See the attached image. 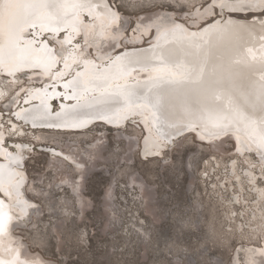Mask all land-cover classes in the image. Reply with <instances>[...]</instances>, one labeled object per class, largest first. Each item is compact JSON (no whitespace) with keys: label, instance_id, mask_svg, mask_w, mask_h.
<instances>
[{"label":"bare ground","instance_id":"6f19581e","mask_svg":"<svg viewBox=\"0 0 264 264\" xmlns=\"http://www.w3.org/2000/svg\"><path fill=\"white\" fill-rule=\"evenodd\" d=\"M259 1L249 0L250 3L258 5L250 10L251 15L249 12L237 9L232 11L229 20L228 15L224 17V13L228 14L229 9L225 8L221 13L220 5L235 3L236 0H182L181 3L188 7L180 13V16L185 15V19L178 17L176 11L163 7L155 8V11L151 12L152 19L147 15L149 20L143 18L139 22V18H136L138 25L149 21L148 27L143 30L145 27L138 26L139 28L136 27L135 31L128 35L125 32L127 22L120 14L112 17L102 11L95 20L84 22L83 15L91 12L92 9L90 4L81 3L80 0H30L29 3H24V0H0V75L6 73L9 76L7 79H12L15 75L19 76L24 68H40L28 72L26 80L28 82L24 83L20 92H12L7 100L8 107L17 114H21L23 109L31 110V114L47 110L50 113L49 121L70 125L77 116H95L100 111H107L103 105L115 98L118 87H127L130 92L138 94L133 99L139 103L133 105V108H139L140 103L146 102L147 95L151 91L154 101L159 99L160 111L156 113L151 108L148 109V115L151 117L150 126H146L144 115L131 112L128 117L143 131L139 146L144 156L158 159L163 150L168 148L167 142L189 133L195 134L197 141L209 144L211 140L224 134H216L217 127L213 122L207 121L205 108L207 105L218 103L215 100L217 95L223 98L225 105L228 103V88L231 84L229 83L228 87L224 85L228 82L229 76L234 75L238 80L243 77L247 86L258 85L260 81L259 69L264 65V39H262L264 16L257 18V14L260 8H264V0L262 3ZM208 4L209 6L206 7ZM214 5L217 7L215 14ZM194 11L197 16L191 18L186 16ZM21 17H24V23L17 24L16 21ZM29 23L38 24V36H45L50 42L51 47L46 51L53 59L42 62L37 58L38 50L33 49L31 41L24 38ZM177 24L183 31L174 30ZM132 27L134 28L133 25ZM223 28L228 30L217 31ZM58 34L59 39H57ZM144 36L146 38H143ZM70 39L73 41L71 44L68 43ZM38 48L43 49L44 44L38 41ZM170 52L173 56L169 64L168 79L149 83L148 78L155 75L151 69L159 64L161 54L167 55ZM39 54L47 59L45 52L41 51ZM119 66H123L124 71L118 70ZM62 77L64 78L61 79ZM70 80L73 81L75 88L73 94L70 89L66 90L67 85L63 87V84ZM169 81H177L179 84ZM209 81L218 83V86L206 89L205 85ZM14 86L16 87L12 83L4 89L0 87V103L4 101V94ZM60 96L66 98L61 101ZM52 103L56 104L54 110L51 109ZM17 104L20 105L19 108ZM114 112L116 109H111L109 116ZM125 122L124 119H112L111 122L109 119H92L82 128L56 129L37 125L33 129L29 128L32 127L31 119L17 121L18 126L14 125L12 120L6 119L7 127L0 131L4 136L12 135L15 139H19L26 136L27 130H30L28 135L34 136L33 142L35 139L45 142L47 139L43 137L44 131L82 134L98 124L120 130ZM189 124L193 127L196 125L201 127L193 131L188 127ZM120 125L122 127H119ZM228 136L235 142L233 150L236 156L248 151L257 157L260 165L264 164V122L249 120L246 123H233L232 131ZM25 149L26 151L28 149L26 145ZM94 152L93 150L91 154L94 155ZM61 155L72 162L71 169L75 173L70 178L67 173L61 176L58 172H54L61 176L57 180L65 184L60 188L68 190L74 199L75 207L81 210L83 206L85 207L80 195V188L85 178L81 176L85 161L77 159L80 157H76L72 152H62ZM54 161L57 163H53ZM0 162L7 163L2 153H0ZM51 163L57 168L62 167L55 158ZM22 167L23 164L19 168L14 167L15 174L10 181L13 187L7 188L6 183L4 191L0 192V198L7 201L4 208L11 212L17 228L27 232L31 229L37 211L35 203L24 193L27 178ZM232 168H234L233 164ZM246 175V189H249L251 195L249 200L255 201L252 204L257 209L249 217L256 219L260 216L262 223L264 222V183H255L256 172L249 170ZM234 177L237 178V175L235 174ZM262 178H264L263 173ZM236 183L243 191L241 183ZM234 199L237 200L236 197ZM25 222H29V225ZM6 226L7 217L3 224H0V227ZM14 229L6 230L0 235V260L10 261L19 255V259L25 264H52V260L46 259L39 251L29 252L25 247L24 239L15 233ZM261 240L263 243L259 247H255L252 251H243L242 261L235 260L231 264H261L264 261V240ZM233 251L237 254L235 249Z\"/></svg>","mask_w":264,"mask_h":264},{"label":"rangeland","instance_id":"374dc122","mask_svg":"<svg viewBox=\"0 0 264 264\" xmlns=\"http://www.w3.org/2000/svg\"><path fill=\"white\" fill-rule=\"evenodd\" d=\"M181 2L115 0L121 5L128 35L149 25V21L138 25L136 18L152 19L155 8L162 6L185 19L180 13L188 7ZM27 78L0 79L3 89L16 85L0 105L11 108L7 100L12 92H20ZM6 119L5 115V125ZM133 122L127 119L120 130L98 124L82 134L44 131L45 142H33L30 130L19 138L28 147L27 163L21 168L27 178L24 193L37 213L29 231L17 225L14 230L29 252L39 251L52 264H231L242 261L244 250L263 243L264 222L260 216L249 217L257 209L246 189L249 170L256 172V184L264 183V164L255 155L244 151L236 156L235 142L228 135L206 144L189 133L167 142L158 159L147 158L139 146L143 131ZM97 148L99 155H92ZM62 152L79 156L84 166L92 165L79 187L85 203L81 210L57 180L63 173L70 178L75 173ZM54 158L62 167L52 166L57 163H51Z\"/></svg>","mask_w":264,"mask_h":264},{"label":"snow or ice","instance_id":"6c2138e0","mask_svg":"<svg viewBox=\"0 0 264 264\" xmlns=\"http://www.w3.org/2000/svg\"><path fill=\"white\" fill-rule=\"evenodd\" d=\"M30 0H24V3H29ZM81 3L90 4L92 11L86 12L82 19L84 22L89 20H95L98 17V14L102 11H105L106 14L109 16H118L121 11V5L115 4V0H80ZM114 6V11H113ZM163 7V6H162ZM258 7V5L254 3H250L249 0H236L235 3H225L220 5L221 13L225 8L229 9L228 16L229 20H231L232 11L240 10L242 12H250L251 9ZM216 9L213 6V13L215 14ZM94 13V14H93ZM259 16H264V8H260L259 13L257 14V18ZM17 24L24 23V17H21L16 21ZM223 24V20L221 21ZM38 24H27L26 26V35L25 39L31 41V46L33 49L38 50V59L40 61H46L48 59H53L50 53H47V48L51 47L50 42L47 40L45 36H38L37 32ZM203 27V25H202ZM66 30V29H65ZM174 30L183 31L180 29L179 24L175 26ZM228 30V28L217 29L218 32H223ZM51 32L50 30H48ZM59 32V30L57 31ZM59 34L57 35V39H59ZM264 39V38H262ZM38 41L39 43L44 44L43 49L38 48ZM69 44L73 43L72 39L68 41ZM78 43V41H76ZM45 52L47 55V59L39 54V52ZM173 53H168L165 55L164 53L161 54L159 58V64L153 66L151 69L155 75L150 76L148 78L149 83H156V82H163L168 79L169 76V64L172 62L171 57ZM119 59V57H117ZM139 62V61H137ZM147 63V61H145ZM57 68L59 62H56ZM40 68H24L21 70L19 74V78L22 79L24 75H27L30 71H36ZM120 71H124L123 66H119ZM147 70V68L145 69ZM261 72L260 81L258 85L247 86L244 81L243 77L239 80L234 76L230 75L228 82L225 83L224 86L228 87L230 83L231 86L228 88L229 95H228V103L225 105L223 103V98L219 95L215 97V100L218 103L207 105L205 110L207 112V121L213 122L217 127L216 134L219 135L221 133L224 134L226 137L232 131L233 123L239 122H248L249 120H253L259 123L264 122V65L261 66L259 69ZM79 73V72H77ZM8 74L4 73V75H0V79H7ZM62 77L61 79H63ZM170 83L179 84L177 81H169ZM67 85V89H70L72 94L75 92V88L73 86V81L70 80L67 83L63 84V87ZM215 86H218V83L214 84L213 82L209 81L207 85H205L206 89H211ZM68 93V92H67ZM136 92H130L127 87L124 88H116V96L110 102H107L103 105V108L107 109V111H100L95 116H87V117H80L77 116L73 122L68 124H60L56 121H49L48 116L50 113L47 110L37 111L35 114H31V110L23 109L21 114H17L14 112L12 108H5L0 105V129L6 128L7 125L3 123V119L5 115L9 120H12L14 125H17V121L23 120L28 121L31 119L32 128L35 129L37 125L46 128H65V127H72V128H82L89 120L97 119V120H105L109 119L111 122L112 119H124L127 120L131 112H136L138 115L145 116V124L146 126L149 125V121L151 117L148 115V109L151 108L156 113L160 111V102L159 99H155L152 96L151 91L147 95L146 102L140 103L139 108H133V105L138 104L137 100H134L133 97L137 96ZM61 101L65 99V96L59 97ZM17 108L20 107L19 104L16 105ZM115 108L116 112L112 113L109 116V112L111 109ZM51 109L54 110V105H51ZM159 117L157 116V119ZM203 119V115H202ZM206 126V125H205ZM191 127L193 131L199 130L201 125H196L193 127L191 124L188 125ZM25 145L26 141L22 139H13L12 135L4 136L3 132L0 131V153L3 154V158L7 163L0 162V192L4 191L5 184H8L9 189L13 186L11 185L10 181L13 175L15 174L13 169L19 168L22 164L26 165L27 160L25 159ZM32 151H35V147L32 148ZM30 158V157H29ZM26 174V172H25ZM7 177V179H6ZM7 204V201L4 198H0V224H3L5 217H7V226L0 227V235L4 234L6 230H11L16 227V222L12 219V215L10 211H7L4 208V205ZM0 264H25L24 261L19 259V255L13 260L6 261L0 260ZM171 264V261H169ZM264 264V261L261 262Z\"/></svg>","mask_w":264,"mask_h":264},{"label":"water","instance_id":"95a60500","mask_svg":"<svg viewBox=\"0 0 264 264\" xmlns=\"http://www.w3.org/2000/svg\"><path fill=\"white\" fill-rule=\"evenodd\" d=\"M95 152H94V155L95 156H98L99 155V153H100V149L99 148H97L96 150H94ZM91 164L90 165H88V166H84V171L83 172H81V176H82V178L86 175V173L90 170V168H91ZM83 168V167H82Z\"/></svg>","mask_w":264,"mask_h":264}]
</instances>
